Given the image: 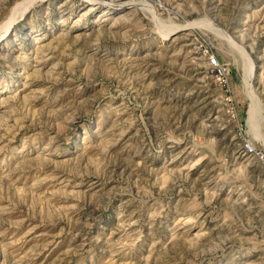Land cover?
Here are the masks:
<instances>
[{
  "label": "rangeland",
  "instance_id": "374dc122",
  "mask_svg": "<svg viewBox=\"0 0 264 264\" xmlns=\"http://www.w3.org/2000/svg\"><path fill=\"white\" fill-rule=\"evenodd\" d=\"M0 264H264V0H0Z\"/></svg>",
  "mask_w": 264,
  "mask_h": 264
},
{
  "label": "built area",
  "instance_id": "2783aa9c",
  "mask_svg": "<svg viewBox=\"0 0 264 264\" xmlns=\"http://www.w3.org/2000/svg\"><path fill=\"white\" fill-rule=\"evenodd\" d=\"M209 62L212 64L213 68L220 72L221 74H224L225 67L218 61L217 57L215 55L209 56ZM249 150H252L251 146H247Z\"/></svg>",
  "mask_w": 264,
  "mask_h": 264
},
{
  "label": "bare ground",
  "instance_id": "6f19581e",
  "mask_svg": "<svg viewBox=\"0 0 264 264\" xmlns=\"http://www.w3.org/2000/svg\"><path fill=\"white\" fill-rule=\"evenodd\" d=\"M135 4H136V3H135ZM15 9H16V8H15ZM10 23H12V22H9V24H10ZM10 26H11V25H10ZM8 27H9V25H8ZM42 46H43V45H42ZM7 125H8V124H7ZM247 151H248V150H247ZM248 152H249V151H248Z\"/></svg>",
  "mask_w": 264,
  "mask_h": 264
}]
</instances>
